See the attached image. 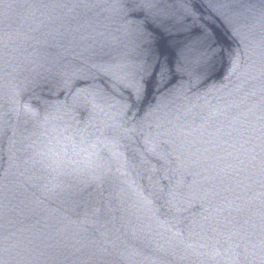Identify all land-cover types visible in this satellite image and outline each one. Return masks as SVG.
<instances>
[{"label": "water", "instance_id": "water-1", "mask_svg": "<svg viewBox=\"0 0 264 264\" xmlns=\"http://www.w3.org/2000/svg\"><path fill=\"white\" fill-rule=\"evenodd\" d=\"M0 264H264V0H0Z\"/></svg>", "mask_w": 264, "mask_h": 264}]
</instances>
